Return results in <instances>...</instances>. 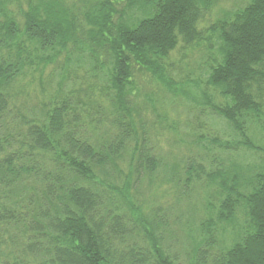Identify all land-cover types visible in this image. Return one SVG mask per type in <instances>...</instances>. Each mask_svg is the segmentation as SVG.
Here are the masks:
<instances>
[{"label":"trees","instance_id":"1","mask_svg":"<svg viewBox=\"0 0 264 264\" xmlns=\"http://www.w3.org/2000/svg\"><path fill=\"white\" fill-rule=\"evenodd\" d=\"M216 1L0 0V264H264V0L202 25ZM201 44L196 102L170 55ZM153 82L220 118L175 163Z\"/></svg>","mask_w":264,"mask_h":264},{"label":"rangeland","instance_id":"2","mask_svg":"<svg viewBox=\"0 0 264 264\" xmlns=\"http://www.w3.org/2000/svg\"><path fill=\"white\" fill-rule=\"evenodd\" d=\"M239 1H241V0H217L212 11L206 16V20H204V22H202V25H206V26L211 25L212 23H214L216 21V19L218 17L223 15L224 12L234 9L238 5ZM213 47H214V49L217 48L216 45H214ZM203 49L205 51V47H203V44H201L200 46L197 47V49H193V51H188L186 53L184 52L182 54L183 56L181 58H180V55H181L182 51H174L170 55V57H172V59L175 62H177V64L179 66L183 67L182 69L180 68L181 70H179V71L175 70V72H174V78L177 80L183 79V75L186 74L190 70V67H192V69H193V67H195L196 63L199 61L198 62L199 65L197 66L196 72H193L192 74L188 75L190 78H192V81L185 82L184 87H183V90H185V94L187 92L189 94L190 98H193L196 102H198V100H201V95H202V92L204 91V89H206L207 95L213 96V94H215V95H216V93L218 94V91L215 88L209 86L208 84L206 86H204L202 83L197 84V85L195 84L194 80L197 79V75H199L200 77L203 76V79H205V77L208 76V75L202 73V70L206 67H204L205 66L204 62H201L199 60L200 56L202 57ZM213 51H216V50H213ZM186 56L189 58H187L183 62L180 61L183 57H186ZM195 61H197V62H195ZM189 62L191 63L190 67H188ZM180 73H181V75H180ZM151 85L153 88H156L157 98L158 99H160V97L165 98L166 100H163V101L168 102L167 105L159 107L158 112L160 114H162V117H160V120H159L160 122L157 123L154 131L156 132L155 134H159L162 132L163 135H165L164 136L165 138L167 137V138L171 139L172 137H174L173 139H171V145H169L165 140H161V139H159V140H160V146L164 149V151L170 152L168 155L169 156L168 162L169 163H175L177 161L179 155L181 156L183 154H192V150L196 149L195 145L192 143L193 135H195V133H196V130L194 131V126L198 127V123H203V119H204L205 124L207 123L208 127L211 129L212 127H214L215 123L218 126L220 118L219 119L214 118V117L208 118L203 113V111H205L203 107H201L195 103L191 104V103H189V101L187 99L183 100V98L176 99V98L171 97L168 94V92L166 90H164V88H163L164 86L161 83H159L157 85L155 82H153ZM206 93H205V95H206ZM156 96H154V97H156ZM168 97H170V99ZM181 97H183V96H181ZM182 101H184L185 103ZM169 102H172L173 104L171 105ZM166 108H167V110H166ZM167 111L169 113V117L176 118V123H177L176 125H174V127H175L174 133L169 135V137H168L169 132L165 130V125H166V123H169V122L173 123V122H171V120L166 118V112ZM185 125H189V126H185ZM226 126H227L226 123H224V125H219V127H223V129H224V130H222V132H224V133L228 132V133L227 134L221 133L222 135L221 134L218 135V139H225L227 137L231 138V135H229L231 133L230 129L224 128ZM201 131H202L203 135L206 134V131L204 129H201ZM253 131L255 133L257 132V130H253ZM226 135H228V136H226ZM261 139L264 141V139L262 137H261ZM232 140L234 141V138ZM263 141L258 140V142H263ZM205 155H206V153H205ZM232 155L235 156L236 154L232 153ZM256 155H257L256 153H252L250 151H244V152H241L240 157L238 159H239L240 163L243 164L245 169H246V167L253 168V167L259 166V161H257V159H254V157ZM161 189L165 191V194L163 195V191H159L158 195L160 196L162 194L161 195L162 198L158 199L157 204L162 203L163 207H165V206L170 205V203L173 201L176 202L177 198L176 197L174 198V195L172 194L173 191H177L176 188H173L171 185H165ZM204 189H206V188H203V189L200 188V189H197V191H196L197 193L200 192L199 193L200 196H201V193L205 194V195H202L203 196V197H201L202 199L207 197V193L203 192ZM134 190L135 189L133 188L132 191H134ZM138 191L141 194H143V197H146V199H147V201L144 202V208L146 209V211L150 210L153 206L152 203L155 201L151 200V197L147 193V191H148L147 187H144V188L142 187V188H140V190L138 189ZM191 192H192V190H191ZM199 194H196V196L199 197ZM139 199H141V197H139ZM175 202H173V204H175ZM179 208H180V211H182L185 214L184 223H183L185 225H189V223H187V222L191 221V219H193L195 217L201 218L204 216V214H206L204 210L198 208V212H196L195 214H192L191 216L188 215L189 208H191V207L189 206L188 199H186V198L179 201Z\"/></svg>","mask_w":264,"mask_h":264}]
</instances>
